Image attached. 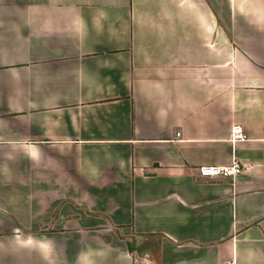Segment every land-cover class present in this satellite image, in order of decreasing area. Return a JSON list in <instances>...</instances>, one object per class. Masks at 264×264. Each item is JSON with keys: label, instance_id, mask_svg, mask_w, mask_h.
I'll return each mask as SVG.
<instances>
[{"label": "crops", "instance_id": "obj_1", "mask_svg": "<svg viewBox=\"0 0 264 264\" xmlns=\"http://www.w3.org/2000/svg\"><path fill=\"white\" fill-rule=\"evenodd\" d=\"M0 264H264V0H0Z\"/></svg>", "mask_w": 264, "mask_h": 264}, {"label": "built area", "instance_id": "obj_2", "mask_svg": "<svg viewBox=\"0 0 264 264\" xmlns=\"http://www.w3.org/2000/svg\"><path fill=\"white\" fill-rule=\"evenodd\" d=\"M179 134V132H177ZM246 135L244 134L240 126H235L230 135L231 140L244 139ZM243 167L239 161L234 159L230 165L227 166H216V165H201L198 167V172L201 176L205 177H229L231 179L235 178L241 171Z\"/></svg>", "mask_w": 264, "mask_h": 264}, {"label": "rangeland", "instance_id": "obj_3", "mask_svg": "<svg viewBox=\"0 0 264 264\" xmlns=\"http://www.w3.org/2000/svg\"><path fill=\"white\" fill-rule=\"evenodd\" d=\"M135 239V238H134ZM134 247V252L142 255H149L152 258H157L158 240L153 237H137L136 240L131 241Z\"/></svg>", "mask_w": 264, "mask_h": 264}, {"label": "trees", "instance_id": "obj_4", "mask_svg": "<svg viewBox=\"0 0 264 264\" xmlns=\"http://www.w3.org/2000/svg\"><path fill=\"white\" fill-rule=\"evenodd\" d=\"M128 250L131 252L133 250V246L131 242H128Z\"/></svg>", "mask_w": 264, "mask_h": 264}]
</instances>
